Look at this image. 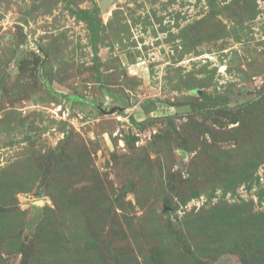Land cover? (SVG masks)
Masks as SVG:
<instances>
[{
	"label": "rangeland",
	"instance_id": "374dc122",
	"mask_svg": "<svg viewBox=\"0 0 264 264\" xmlns=\"http://www.w3.org/2000/svg\"><path fill=\"white\" fill-rule=\"evenodd\" d=\"M0 0V264H264V0Z\"/></svg>",
	"mask_w": 264,
	"mask_h": 264
},
{
	"label": "water",
	"instance_id": "95a60500",
	"mask_svg": "<svg viewBox=\"0 0 264 264\" xmlns=\"http://www.w3.org/2000/svg\"><path fill=\"white\" fill-rule=\"evenodd\" d=\"M108 4L107 0H102L99 2L100 8L102 9V11H105L106 5Z\"/></svg>",
	"mask_w": 264,
	"mask_h": 264
}]
</instances>
